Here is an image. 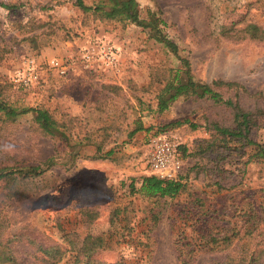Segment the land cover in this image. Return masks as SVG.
Listing matches in <instances>:
<instances>
[{"label":"rangeland","instance_id":"374dc122","mask_svg":"<svg viewBox=\"0 0 264 264\" xmlns=\"http://www.w3.org/2000/svg\"><path fill=\"white\" fill-rule=\"evenodd\" d=\"M83 1L90 5L95 0ZM137 1L142 17L150 10L166 22L164 34L178 45L181 60L148 30L98 20L82 13L75 0H0V5L18 6H0V43L12 48L0 63V76L12 85L10 101L74 121L68 142L34 131L29 115L0 132L3 165L52 163L42 165L47 169L35 180L38 191L27 199L9 198L0 182V220L7 225L2 239L21 264H45L41 249L50 247L68 249L58 264H73L74 252L87 235L107 242L108 248L92 257L97 264H223L244 247L264 252L263 226L251 237L243 236L242 216L251 206L264 207V159L246 163L249 148L223 147L215 130L232 128L233 111L203 99L179 100L157 114L160 87L149 85L151 67L183 65L202 82L242 85L247 93L224 90L222 95L245 111H263L255 114L258 126L250 136L264 143V42L224 36L249 23L264 29V0ZM32 36L38 47L45 45L35 49L22 40ZM85 51L93 57L88 67L82 59ZM26 59L41 64L42 70L40 81L23 89L11 76ZM51 59L66 61L69 72L60 76L48 70L45 63ZM137 119L152 132L175 121L195 126L163 133L189 155L179 174L187 186L175 198L130 193L131 181L139 187L140 179L151 175L145 160L149 134L141 131L127 139ZM84 136L92 142L74 145ZM87 211L96 212V218L89 220L83 213ZM229 226L241 230L236 249L211 252L202 239L205 231L221 237L226 233L222 228Z\"/></svg>","mask_w":264,"mask_h":264},{"label":"trees","instance_id":"16d2710c","mask_svg":"<svg viewBox=\"0 0 264 264\" xmlns=\"http://www.w3.org/2000/svg\"><path fill=\"white\" fill-rule=\"evenodd\" d=\"M75 6L84 14H90L94 18L101 21H114L120 23L133 24L144 30H148L153 38L163 44L166 51L172 55L175 60H181L179 56L178 45L168 35L164 34L167 27L166 22L156 12L148 10L147 16L142 17L140 6L137 0H95L92 4L87 5L83 0H75ZM3 9L9 10L17 8L13 4L0 5ZM22 27V26H21ZM225 37L238 42L255 41L264 42V29L256 24H246L242 28H233L230 32H226ZM31 43L35 49L45 45L37 46V38L32 36L25 39ZM12 52V48L0 43V63L5 56ZM149 85L160 87L155 96L156 104L154 112L162 114L179 100L198 101L209 99L216 104L224 105L233 111L234 122L232 128L215 127L216 133L221 137L223 147L232 149L249 148L247 157L248 162H255L264 159V143H259L251 138L250 133L253 127L258 126V118L256 113L263 114L258 109L255 113L245 111L240 107L238 101H232L230 98H224L222 91H235L247 93L246 89L233 82H224L222 80H213L210 83L202 82L192 75L191 71L183 65L180 68L163 69L160 67H151L149 69ZM105 87V86H104ZM12 85L0 76V132L10 125L17 123L20 116L29 115L31 117V127L34 131L41 133L42 136L48 138H58L63 142L70 140V133L74 128L72 118L62 116L58 119L49 112V110L40 107H27L10 101ZM109 90H116L118 87L107 85ZM189 124L188 121H175L161 126L156 131L145 129L139 119L135 120L134 127L128 132L127 139L131 140L137 133L141 131L147 132L149 135H159L183 125ZM195 127L194 125H191ZM85 142H83V141ZM81 141L76 144H90L92 141L89 136H84ZM233 144V145H230ZM100 150V145H96ZM178 155L184 161L189 155L183 146L178 147ZM1 159V158H0ZM0 160V182L4 183L8 192V197L15 200H24L37 192L35 180L43 176L47 167L42 165L50 164L49 159L37 165H27L25 162L14 163L13 165H3ZM186 177L178 175L175 180H161L150 175L140 179L139 187H136L135 181H131L128 185L131 194H140L147 198H175L180 195L187 186ZM183 181L185 183H183ZM218 192L223 190L221 185L217 186ZM89 220H94L97 216L96 212H83ZM117 213V212H116ZM246 228L243 236L251 237L255 232L259 231L260 225L264 229V207L255 209L253 206L243 212ZM6 222L0 220V264H21L14 257L13 251L2 239L3 232L6 228ZM214 227V224L212 225ZM218 228V227H217ZM226 232L219 237L218 232L203 234V241L209 244L210 251L222 254L234 251L238 245L237 241L241 239V230L236 227L222 228ZM108 248L106 240L102 236L87 235L81 242V245L74 252L73 264H97L92 261V257L99 251ZM69 250H62L59 247H50L41 249L45 264H58ZM193 250L191 249L190 252ZM72 256V254H71ZM263 250H250L247 247L241 248L239 253L234 256L228 255L223 264H264ZM186 263V262H185ZM183 263V264H185ZM187 262L186 264H188ZM104 264V263H102ZM113 264H123L121 262Z\"/></svg>","mask_w":264,"mask_h":264},{"label":"built area","instance_id":"2783aa9c","mask_svg":"<svg viewBox=\"0 0 264 264\" xmlns=\"http://www.w3.org/2000/svg\"><path fill=\"white\" fill-rule=\"evenodd\" d=\"M92 52L85 51L82 59L88 67L92 59ZM114 58H108L111 65ZM87 65V66H86ZM41 64L33 59H26L11 76V82L18 88H29L41 79ZM48 70L64 76L70 66L61 59H51L45 63ZM178 143L167 134L148 135L145 145V160L151 175L161 180H175L183 168V160L178 155Z\"/></svg>","mask_w":264,"mask_h":264}]
</instances>
